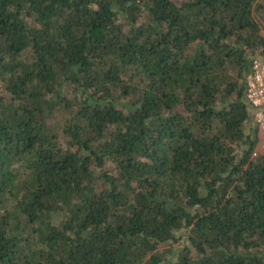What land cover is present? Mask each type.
I'll list each match as a JSON object with an SVG mask.
<instances>
[{"label":"trees","instance_id":"1","mask_svg":"<svg viewBox=\"0 0 264 264\" xmlns=\"http://www.w3.org/2000/svg\"><path fill=\"white\" fill-rule=\"evenodd\" d=\"M257 14L0 0V264H264Z\"/></svg>","mask_w":264,"mask_h":264},{"label":"built area","instance_id":"2","mask_svg":"<svg viewBox=\"0 0 264 264\" xmlns=\"http://www.w3.org/2000/svg\"><path fill=\"white\" fill-rule=\"evenodd\" d=\"M246 99L253 108V119L257 130V144L252 157L264 156V60L255 57L245 78Z\"/></svg>","mask_w":264,"mask_h":264},{"label":"rangeland","instance_id":"3","mask_svg":"<svg viewBox=\"0 0 264 264\" xmlns=\"http://www.w3.org/2000/svg\"><path fill=\"white\" fill-rule=\"evenodd\" d=\"M257 16H258V19H259V22H260V25H261V29L264 32V17L261 14H257Z\"/></svg>","mask_w":264,"mask_h":264}]
</instances>
